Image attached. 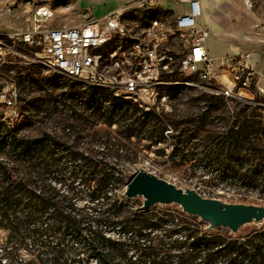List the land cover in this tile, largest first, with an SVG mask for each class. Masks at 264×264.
<instances>
[{
  "label": "rangeland",
  "instance_id": "rangeland-1",
  "mask_svg": "<svg viewBox=\"0 0 264 264\" xmlns=\"http://www.w3.org/2000/svg\"><path fill=\"white\" fill-rule=\"evenodd\" d=\"M121 1L48 0L54 10L51 22L55 26L74 25L88 15H102ZM36 2L41 0H0V161L11 164L7 157L57 158L55 165L59 162V166L47 174L46 180L43 178V183L54 189L60 206L65 205V195L79 192L71 198L73 206L88 213L97 200L88 195L82 180L86 174L111 173L108 192L120 194L129 176L140 168L180 188H192L204 197L264 205V95L255 92L264 73V0H230L228 6L234 11L228 19L231 25L217 35L222 51L210 53L216 58L249 52L256 71L251 83H242L241 88L239 84L233 86V96L225 99L205 93L195 83L199 77L196 74L178 71L176 79L188 80L191 85L159 84L147 88V95L160 90V98L167 101L160 105L157 100L159 114H144L134 101L114 98L103 88L69 79L49 65L46 58L38 57L34 47L12 42L6 34L24 25L23 15ZM172 7L173 4L158 2L139 13V7L133 4L121 19L145 26L148 19L157 15L170 25V15L175 12ZM179 34L170 30L165 43V50L177 56L185 52ZM208 42L218 47L214 39ZM130 44L129 38L115 36L102 50H96L108 57L107 75L116 73V66L112 65L116 55H109V51L117 46L125 49ZM221 69H225L220 73L228 77L226 80L236 75L229 62H221ZM163 78L174 80L167 79V73H163ZM10 85L15 88V96L7 90ZM45 133L54 140L45 137ZM13 134L29 147L9 150L8 141ZM66 157L88 159L82 160L71 176L73 168L67 160L63 161ZM128 199V203H140L141 207V197ZM159 208L173 214L183 212L187 221L206 226L205 221L185 213L177 204H155L147 209ZM262 227L264 218L243 225L234 234L244 235ZM98 228L111 236L123 235L117 226L110 230L106 225ZM163 229L164 226L158 227L160 232ZM7 233L0 228V264H32L30 238L17 247L11 263L2 255L10 244L6 243ZM89 264H95V260L90 258Z\"/></svg>",
  "mask_w": 264,
  "mask_h": 264
},
{
  "label": "trees",
  "instance_id": "trees-1",
  "mask_svg": "<svg viewBox=\"0 0 264 264\" xmlns=\"http://www.w3.org/2000/svg\"><path fill=\"white\" fill-rule=\"evenodd\" d=\"M103 89L114 98L132 102ZM136 105L144 114L154 113ZM45 137L54 140L48 133ZM8 144L13 151L29 147L16 134ZM7 158L11 164L0 161V228L8 231L6 243L10 244L2 255L10 263L17 247L30 238L32 264H89L90 258L95 264H264V227L235 235L222 227L208 231L184 219L183 212L142 209L140 203H128L123 193L108 192L113 178L109 172L86 174L82 179L89 197L97 200L89 213L75 210L71 198L77 191L65 195V205L60 206L54 189L43 183L59 166L57 158ZM84 159L88 157L63 159L73 168L71 176ZM99 225L108 226L107 230L117 226L123 235H108ZM160 226H164L162 232Z\"/></svg>",
  "mask_w": 264,
  "mask_h": 264
},
{
  "label": "built area",
  "instance_id": "built-area-1",
  "mask_svg": "<svg viewBox=\"0 0 264 264\" xmlns=\"http://www.w3.org/2000/svg\"><path fill=\"white\" fill-rule=\"evenodd\" d=\"M202 0H123L120 4L102 15H88L83 21L74 25L55 26L48 15V0L33 3L23 15L24 25L17 31L10 32L16 42L26 43L45 56L55 61V67H68L70 70L82 71V78H90L94 83L110 82L118 92H127L159 114L164 98L158 94L147 95L151 88V79H157V73H167V79H176L179 70L198 69L201 77L195 81L203 87L205 93L228 99L233 96V86L251 83L255 69L249 52L225 54L213 58L210 56L206 41L210 31L202 19ZM246 2V0H244ZM167 2L173 4L172 10L182 22V34L185 52L177 56L165 50L169 29L167 22L155 23L152 26H137L133 21L119 19V11L127 4H138L139 13L146 9L148 3ZM131 29H140L141 39L131 37ZM117 33L126 34L134 42V49L123 50L117 47L109 51L116 55L115 75L100 78L93 71L92 60L105 63V57H98L95 45H105ZM221 62L232 63L236 75L231 80L221 76ZM261 85H255L256 93L264 95V73H261ZM212 80L219 82L216 85ZM229 81V82H228ZM227 82V83H225ZM7 90L15 96V88L10 85ZM159 99V104L157 100ZM155 105V106H154ZM165 108L171 109L169 104Z\"/></svg>",
  "mask_w": 264,
  "mask_h": 264
},
{
  "label": "water",
  "instance_id": "water-1",
  "mask_svg": "<svg viewBox=\"0 0 264 264\" xmlns=\"http://www.w3.org/2000/svg\"><path fill=\"white\" fill-rule=\"evenodd\" d=\"M125 197H141V208L155 204H177L187 214L206 222L205 229L227 228L231 233L251 222L264 218V205L243 202H224L204 197L192 188H180L173 183L140 168L124 184Z\"/></svg>",
  "mask_w": 264,
  "mask_h": 264
},
{
  "label": "bare ground",
  "instance_id": "bare-ground-1",
  "mask_svg": "<svg viewBox=\"0 0 264 264\" xmlns=\"http://www.w3.org/2000/svg\"><path fill=\"white\" fill-rule=\"evenodd\" d=\"M156 4L155 3H148V4H146V6L147 7H151L152 5H156ZM132 5L133 4H127V8H123V10H120L119 11V19H121V15L123 14V12H125L126 10H129L132 7ZM137 6H138V4H137ZM162 9L163 10L164 9H168L169 10V8H167V7H163ZM48 15H49L50 18H53V16H54V10L52 9L51 5H49V3H48ZM170 17H171V21H169V22L171 24L168 25V28L169 29L176 30L180 34H182V22H179V16H178V14H176L174 12L172 15H170ZM162 22H164V21H162V17L156 15L152 19H148V23L145 26H152L155 23H162ZM6 35H7V37H9L11 39L12 42L13 41H16V37L13 36L12 34L7 33ZM115 36H117L118 38H126V34H124V33H117L114 36H111V39L108 42H105V45H95V53H96V56L102 57V54L96 52V50L101 49V48L105 47L106 45H108V43ZM131 37H133L134 39H141V31H139V32H133V33L131 31ZM115 39H117V38H115ZM129 39L131 40V38H129ZM21 44H26V43H21ZM115 48H116V46H115ZM131 49H134V42H133V40H131V44L127 48H125L123 50H131ZM36 55L37 56L38 55H41V57L46 58L47 59V63L49 65H51L57 72L63 74L64 76L68 77L69 79H73V80L79 81V82H81L83 84L94 85V86H97V87H100V88H108V89L112 90L113 91V94L115 96H117V97H121V98H124V99H130V100L134 101L137 104L140 103L138 100H136V98H134L133 96L128 95L127 92H118L117 90H115V86L113 84H110V82H101V84L94 83V80L93 79H90V78H82V71H80V70H70L68 67H55V61L52 58H49V57L45 56V53L42 52V51H39L38 50L37 53H36ZM105 60H108V57H105ZM114 61L116 62V58L114 59ZM108 66H109L108 63H106V62L103 63V62H100L99 60H92V68H93V71L94 72H97V74L99 75L100 78H109V75H107V73H108L107 72L108 71ZM231 68L233 70H235L234 71L235 72L234 74H236V67L232 63H231ZM179 72L180 73L187 72V73H191V74H196L197 76L201 77V70H198V69L179 70ZM159 84H174V85L175 84H182V85L189 86V85H191V82L188 81V80H180V79L165 80L163 78V73H157V79H151V87L152 86H155V85H159ZM243 84L246 85L247 83H243Z\"/></svg>",
  "mask_w": 264,
  "mask_h": 264
},
{
  "label": "crops",
  "instance_id": "crops-1",
  "mask_svg": "<svg viewBox=\"0 0 264 264\" xmlns=\"http://www.w3.org/2000/svg\"><path fill=\"white\" fill-rule=\"evenodd\" d=\"M230 0H202V19L209 28L210 36L208 37L206 44L209 54H214L222 51V42L219 41L217 35L230 27L229 18L234 11L229 8ZM209 39H214L218 43V47L214 46L212 42H208Z\"/></svg>",
  "mask_w": 264,
  "mask_h": 264
}]
</instances>
